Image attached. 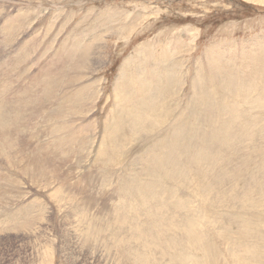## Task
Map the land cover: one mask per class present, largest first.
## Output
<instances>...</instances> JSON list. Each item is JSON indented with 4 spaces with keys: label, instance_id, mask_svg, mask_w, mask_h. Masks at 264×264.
I'll list each match as a JSON object with an SVG mask.
<instances>
[{
    "label": "rangeland",
    "instance_id": "rangeland-1",
    "mask_svg": "<svg viewBox=\"0 0 264 264\" xmlns=\"http://www.w3.org/2000/svg\"><path fill=\"white\" fill-rule=\"evenodd\" d=\"M163 62L160 79L156 73L164 71ZM50 78L58 90L52 97L45 84ZM150 80L159 89H151ZM238 84L247 87L245 98L230 94ZM138 90L169 104L148 103L145 115L151 128L117 139L125 156H99L115 106L145 100ZM41 99L44 106L31 108L34 102L42 104ZM194 103L199 127L207 133L214 175H228L229 184L216 182V201L205 197L210 201L202 202L184 164L190 155L181 154L182 140L172 135L181 119L194 121ZM229 103L243 106L235 111ZM0 108L7 118L0 123L5 128H0L5 133L0 145L9 139L14 144L13 160L0 153V264H174L160 260L158 245L163 238L160 247L171 255L169 239L179 236L168 230L180 221L172 204L181 201L203 213V226L208 222L223 258L237 239L245 245L241 250L256 247L257 240V261L249 264H264V0H0ZM140 109L133 106L129 115ZM56 110L65 111L64 117H48ZM224 114L248 118L235 121L246 130L235 140L227 170L222 162L219 170L218 151L230 141L210 132L237 134L223 122ZM14 115L18 122L11 119ZM65 123L75 131L69 147L60 142L70 129ZM79 136L86 141L80 149L79 143L73 146ZM175 159H182L181 164L173 165ZM171 167L189 181L161 182L157 213L153 199H141L140 192H148L160 174L173 173ZM243 170L247 179L250 171L257 175V185L233 180L231 172L241 176ZM23 211L31 213L25 218ZM225 235L229 244L220 239ZM194 253L190 264H197Z\"/></svg>",
    "mask_w": 264,
    "mask_h": 264
},
{
    "label": "bare ground",
    "instance_id": "bare-ground-1",
    "mask_svg": "<svg viewBox=\"0 0 264 264\" xmlns=\"http://www.w3.org/2000/svg\"><path fill=\"white\" fill-rule=\"evenodd\" d=\"M91 46V45H90ZM81 57V56H80ZM82 58V57H81ZM80 58V59H81ZM220 58H221V61L222 60H224L223 59V57H219L218 59L220 60ZM79 59V57L77 58V60ZM79 59V60H80ZM91 59V58H90ZM78 60V61H79ZM89 60V59H88ZM215 61H217V60H215ZM215 61L212 63L211 61H210V63L213 65V67H215V68H217L216 67V63H215ZM80 63H81V61H79ZM205 62V61H204ZM204 62H203V64H204ZM229 62V61H228ZM227 62V63H228ZM78 63V62H77ZM219 62H217V64H218ZM85 64V63H84ZM202 64V65H203ZM233 64V63H232ZM155 65V64H154ZM167 65V64H166ZM223 65H224V63H223ZM227 65H230V66H228L229 68L232 66L231 64H227ZM74 66H76V65H74ZM74 66H72V68L74 67ZM85 66V65H84ZM87 66V65H86ZM163 66H164V68H163V70L164 71H162L161 73H156V75H158L159 77H160V79H163V77H164V74H165V62H163ZM222 66V65H221ZM151 67V66H150ZM172 67V66H171ZM226 68H227V66H225ZM87 68H89V67H87ZM81 69V68H80ZM219 69V68H218ZM221 69V68H220ZM222 69H225V68H222ZM70 70H72V69H70ZM75 70V69H74ZM74 70H72V71H74ZM85 70V69H84ZM46 71V70H45ZM40 72V71H39ZM46 73V72H45ZM41 74V73H40ZM43 75V74H42ZM172 75V74H171ZM86 76V75H85ZM82 77V76H81ZM170 77V76H169ZM46 78V77H45ZM52 78V77H51ZM51 78H50V80H48L47 81V83L45 82V84H47L48 85V89H47V92L50 94V97H52V95L54 94V91H56L55 89L57 88V86H56V88L54 89V84L56 83L55 82V79H56V77H55V79H53L54 80V82L55 83H53V80H51ZM49 79V78H48ZM57 79H59L58 77H57ZM85 79V78H84ZM160 79H158V80H160ZM40 80V79H39ZM47 80V79H46ZM45 80V81H46ZM72 80H74V79H72ZM124 80V79H123ZM57 81V84H59V85H61V81L60 80H56ZM125 81H126V79H125ZM129 81H131V80H129ZM44 82V81H43ZM39 83V82H38ZM124 83V82H123ZM41 84V83H40ZM127 84H128V82H127ZM44 85V84H43ZM47 85H46V87H47ZM148 85L150 86V88L152 89H159L158 87H153V82H151V80L149 81V83H148ZM148 86V87H149ZM50 87H51V89H50ZM61 90V89H60ZM126 90V89H125ZM52 91H53V94H52ZM58 91V90H57ZM56 91V92H57ZM42 92H44V90L42 91ZM85 92V91H84ZM122 92H124V90L122 91ZM126 92V91H125ZM125 92H124V95H125ZM45 93V92H44ZM58 93V92H57ZM56 93V94H57ZM83 93V92H82ZM138 93L140 94V96H141V98L142 97H144V99L145 100H142V101H140L139 103H131V102H133V101H130V102H121V103H117V105L115 106V111H113L114 113H113V117H114V122H113V124H112V120H111V118L109 119V122H110V120H111V123H108L109 125L107 126V124H105V126H106V128H108L109 127V129H108V133H107V139L106 138H104L105 139V141L106 142H103L104 141V139H103V137H101L102 138V144H103V146H102V149H99V152H98V155L100 156L101 155V157H107V156H109V157H111V156H113L114 155V153H115V155L116 156H120L121 155V157H122V155H124L125 154V150L123 149V147H122V151H121V153H119V151H120V147L119 146H117L116 145V141H117V139L118 138H121L122 137V135L125 133V132H127V133H129V134H131V135H136V136H139L140 134H143V131L144 130H146V129H150L151 128V126H150V124H149V122H148V120H147V116L145 115V112H148V111H146L145 110V107H146V105L148 104V103H154V105L156 106V107H164V106H166L167 104H169L168 102L167 103H162V101L164 100H162V101H160V102H157V99H158V97H157V95L155 94V93H153V92H151V93H149V98L147 97V96H145V95H143L139 90H138ZM60 94V93H59ZM58 94V95H59ZM127 94V93H126ZM134 93H131V95L130 96H128V98L129 97H131L132 95H133ZM230 94L231 95H233V96H236V97H238L239 96V98H245L246 96H247V94H248V89H247V87H245L244 85H242V84H238L235 88H233V89H231V91H230ZM57 95V96H58ZM85 95H87L86 93H85ZM85 95H83V96H85ZM121 95H122V93H121ZM128 95V94H127ZM151 95V96H150ZM49 97V98H50ZM63 97V96H62ZM124 97V96H123ZM122 97V98H123ZM165 98L167 97L166 96V94H165V96H164ZM163 97V98H164ZM36 98H37V96H36ZM43 98V97H42ZM57 98V97H56ZM127 98V97H126ZM137 98V97H136ZM168 98L170 99V95L168 96ZM51 99V98H50ZM95 99V98H94ZM125 98H123V100H124ZM134 99H135V96H134ZM28 100V99H27ZM42 100V104H40V105H38L37 107H36V103L34 102L32 105H33V107L31 106V108H34V110H36L37 111V108H39V107H41V105L42 106H44V104H45V101H44V99H41ZM68 100V99H67ZM126 100V99H125ZM47 101V100H46ZM56 101V100H55ZM65 101V100H64ZM44 102V103H43ZM52 102V101H51ZM74 102V101H73ZM28 103V102H27ZM31 103V102H30ZM66 103V102H65ZM76 103H78V102H76ZM16 104H18V103H16ZM29 104V103H28ZM48 104V103H47ZM56 105H57V103H55ZM54 104V105H55ZM196 104L197 103H194L193 104V109H191V113H190V115H192L193 116V119H194V121H192V120H189V119H185V120H180L179 122H178V126H177V128L176 129H174V132L172 133V135L173 136H175V137H178V138H180L182 141L180 142V144H179V150H180V152H181V154H184V153H189V155H190V159H185L184 160V164H185V166H186V168H187V170H190V171H192V173H193V180L194 181H196L195 183H196V189H197V191L201 194V197H203V200H202V202L205 200V201H210L209 199H207V198H205V197H212L211 199H213V197H215L216 196V194H214V192H217V189H214V187H216L217 186V183L216 182H222L223 180H224V182H226V183H228L229 184V180L227 179V176H225L224 174H222V172L220 171L217 175H214V168L211 166V164H212V161H211V159H209V156H210V147H209V145H208V141H207V133L203 130V129H201L200 127H199V124H198V122H197V119H196ZM3 106L5 105V103L4 104H2ZM53 105V106H54ZM61 105V104H60ZM13 106V105H12ZM19 106H20V103H19ZM26 106H29V105H26ZM47 106V105H46ZM120 108H119V107ZM133 106L134 107H138V108H140L141 107V109L140 110H136V112L135 113H132V115L130 116L129 115V109H131V108H133ZM229 106H230V108L231 109H233V110H235V106H237V108L239 107H242L243 106V103H229ZM55 107V106H54ZM28 108V107H27ZM76 108H80V105L79 104H77V106H76ZM162 108H161V110H162ZM1 109V108H0ZM58 109V108H57ZM66 109V108H65ZM77 109V110H78ZM91 109V108H90ZM73 110V109H72ZM238 110V109H237ZM237 110H235V111H237ZM5 111V110H4ZM18 112V111H17ZM32 112V111H31ZM30 112V113H31ZM34 112V111H33ZM80 111L78 110V113H79ZM16 113V112H15ZM65 113V111H60V110H56V113H53L52 115H48V117H50L51 119H57L58 117H60V116H63V115H65L64 114ZM77 113V112H76ZM37 114V113H36ZM74 114H75V112H74ZM112 114V113H111ZM13 115V114H12ZM19 116H20V114H19ZM18 115H14V116H12L11 117V119L12 120H15V121H19V119H20V117H19ZM22 116V115H21ZM29 116V115H28ZM35 116V115H34ZM71 116V115H70ZM69 116V117H70ZM64 117V116H63ZM111 117H112V115H111ZM222 118H223V122L225 123V125H227L228 123H229V127H230V129H232V130H235L236 131V135H234L233 133H230V132H226V131H224V130H218V131H212V132H210L212 135H222V136H224V137H226L227 139H228V141H230V142H227V141H224L223 143H222V145H221V147H220V149H219V151H218V160H217V162H216V164H217V167H218V169H219V166H220V164H221V162H222V166H223V170H227V168H228V165H230V163L228 164L227 162L230 160V153H231V151H232V147L235 145V140H236V143H237V141H239L240 139H242L243 137L241 136V135H244V131H243V129L244 130H246L245 129V127L243 128V129H239L238 127H237V125H236V122L235 121H240L241 122V120L244 118H248L247 117V115H245V116H243L242 117V119L240 118V117H235V116H232V115H230V114H224L223 116H222ZM250 118V117H249ZM7 118H6V115L4 114V113H2V112H0V123H5V120H6ZM33 119H34V117H33ZM49 119V118H48ZM177 119H179V118H177ZM11 120V121H12ZM43 120V119H42ZM45 120H47V118L45 119ZM10 121V122H11ZM15 121H14V124H15ZM22 121V120H21ZM50 121V120H49ZM9 122V121H8ZM23 122V121H22ZM63 123H64V121H62ZM158 122H159V119H158V114H157V124H158ZM55 123H56V121H55ZM61 122H59L58 124H60ZM62 123V125H64ZM74 123V122H73ZM250 123V122H249ZM18 124V123H17ZM54 124V123H53ZM68 127L67 128H70V129H68V130H66V131H63V138H62V141H60V142H66L67 141V143L66 144H64L65 146H68V144H69V136H74V133H75V131H74V128H71V127H69V125H72V124H69L68 125V123H65ZM16 125V124H15ZM189 125H192V127H190ZM250 125V124H249ZM86 126H88V125H86ZM174 126V125H173ZM24 127V126H23ZM58 127H60L59 125H58ZM82 127V126H81ZM88 127H90V126H88ZM249 127V126H248ZM0 128L3 130V129H5L4 128V124H2V125H0ZM8 128H10L9 127V123H8ZM12 128H14V127H12ZM20 128V127H19ZM54 128V127H53ZM80 128V127H79ZM83 128V127H82ZM87 128V127H86ZM0 129V130H1ZM7 129V128H6ZM16 129H17V127H16ZM58 128H56L55 127V130H56V133H58L59 131L57 130ZM60 129H62V127H60ZM64 129V128H63ZM62 129V130H63ZM66 129V128H65ZM64 129V130H65ZM89 129V128H88ZM92 129V128H91ZM94 129V128H93ZM249 129H250V127H249ZM10 131V129H7V131ZM90 130V129H89ZM248 130V129H247ZM251 130V129H250ZM13 131V130H12ZM21 131V130H20ZM58 131V132H57ZM79 131V130H78ZM249 131V130H248ZM256 131V134H257V130H255ZM4 132V131H3ZM22 132V131H21ZM52 132V131H51ZM54 132V131H53ZM150 132V131H149ZM60 133H61V131H60ZM87 133V132H86ZM88 133H89V131H88ZM90 133H92L91 131H90ZM146 133H148V132H146ZM3 134H5V133H2V132H0V139H2L4 136H3ZM6 134H7V132H6ZM9 134H10V132H9ZM53 134H55V133H53ZM59 134V133H58ZM61 134V135H62ZM8 135V134H7ZM16 135H18V134H16ZM52 135V134H51ZM60 135V136H61ZM56 136H58L57 134H56ZM49 137H50V135H49ZM52 137V136H51ZM50 137V138H51ZM53 137H54V135H53ZM87 137H90V136H87ZM80 138V139H79ZM79 138H78V140L77 141H75L74 143H73V146H75L74 144H77V143H79V149H80V147H81V145H83L84 146V143L86 142L85 140H84V136H79ZM86 138V137H85ZM94 138V137H93ZM92 138V139H93ZM99 138V137H98ZM100 138V139H101ZM256 138V137H255ZM254 138V139H255ZM87 139V138H86ZM89 139V138H88ZM95 139V138H94ZM10 140V139H9ZM9 140H7V141H5V144H2V145H0V153L1 154H3V155H1V156H3V157H6V158H8L9 160H13L14 158L12 157V153H11V150L14 148V144H9ZM107 140H109V141H107ZM257 139H255L253 142L255 143V142H257L256 141ZM11 141V140H10ZM18 142V141H17ZM91 142V141H90ZM89 142V143H90ZM123 142V141H122ZM121 142V143H122ZM15 143V142H14ZM242 144H243V142H241ZM88 144V143H87ZM86 144V145H87ZM124 144V143H123ZM129 144V143H128ZM241 145V144H240ZM256 145H257V143H256ZM62 146H63V143H62ZM61 146V147H62ZM72 146V147H73ZM76 146H78V145H76ZM128 146V145H127ZM236 146V145H235ZM242 146V145H241ZM69 147V146H68ZM238 147V146H237ZM237 147L235 148V149H237ZM84 148V147H83ZM82 148V149H83ZM233 148V149H234ZM60 149V148H59ZM73 149V148H72ZM75 150V149H74ZM76 150H77V148H76ZM84 150V149H83ZM89 150V149H88ZM87 150V151H88ZM69 151V150H68ZM256 151V150H255ZM75 152V151H74ZM81 152V151H80ZM116 152L117 153H119L118 155L116 154ZM4 153L6 154V156H4ZM255 153V152H254ZM70 154H73V153H70ZM82 154V153H81ZM233 154V153H232ZM88 155V154H87ZM97 155V154H96ZM107 155V156H106ZM99 156H97V158L99 157ZM125 156V155H124ZM238 156V155H237ZM2 157V158H3ZM79 157V156H78ZM83 157V156H82ZM160 157H162V154L161 155H158V156H156L155 158H154V161H156L158 158H160ZM234 157V156H233ZM232 157V159H235V158H233ZM102 158V159H103ZM118 158V157H117ZM126 158V157H125ZM239 158V157H238ZM69 159V158H68ZM102 159H100V160H102ZM115 159V158H114ZM236 159H237V157H236ZM88 160V159H87ZM99 159H97V161H98ZM99 160V161H100ZM110 160V159H109ZM243 160V159H242ZM250 160H252V159H250ZM69 162H70V160H68ZM84 161V160H83ZM112 163V165H113V160H110ZM110 161H109V164H110ZM122 161H123V159H122ZM126 161H127V159H126ZM126 161H123V163L124 162H126ZM234 161V160H233ZM103 162V161H102ZM121 162V161H120ZM181 162H182V159H175V160H173V165H179V164H181ZM232 162V161H231ZM97 163V162H96ZM104 163V162H103ZM115 164H117V162H116V160H115V162H114ZM235 163H236V161H235ZM235 163H232V164H234L235 165ZM67 164V163H66ZM98 164V163H97ZM126 164V163H125ZM231 164V165H232ZM108 165V164H107ZM112 165H110V167H112ZM118 165V164H117ZM233 165V166H234ZM103 167H104V165H103ZM109 167V166H108ZM232 167V166H231ZM42 168V167H41ZM106 168V167H105ZM109 169V168H108ZM112 169V168H111ZM123 169V168H122ZM171 170H173L174 172L173 173H171V174H167L166 172H164L163 174H160V176H159V181H154V183H150V185H151V188L148 190V192H145V191H143V192H140V197H141V199H143L144 198V196H147V199L148 198H152L153 199V202H152V204H153V206L156 208V212L158 213V211H159V200L157 199V197H155V195H157L158 193H159V189H160V183L161 182H163V181H169L171 184H175V183H177V182H179V181H185V182H188L189 181V179L186 177V176H182V175H180L178 172H176L175 171V169L173 168V167H171L170 168ZM27 170V169H26ZM113 170V169H112ZM111 170V171H112ZM220 170V169H219ZM237 171V170H236ZM236 171H233V172H231V174L233 175L232 177H233V180L235 179V180H238V179H245V182H236V183H241V184H244V183H246V185L248 186H254L255 185V183H256V185H257V175L254 173V174H252L253 176H251V172H253V171H250L249 172V176H250V178L249 179H247V177L244 175L245 174V172H244V170H243V174L241 175V176H239L237 173L235 174V172ZM241 170H239V172H240ZM242 172V171H241ZM107 173V172H106ZM248 176V175H247ZM135 190V187H133V188H131L130 189V191L132 192V191H134ZM205 198V199H204ZM215 198H217V197H215ZM218 199V198H217ZM214 201H216V199H213ZM148 201V200H147ZM212 202V201H211ZM210 202V203H211ZM229 201H227V202H225V205L226 206H228L229 205ZM225 205H224V207H225ZM172 207H173V209H172V213H173V215H175V214H179V216H180V221H176V223H177V225H178V227H174V226H172V225H170V228H169V230L168 231H171V232H173V236H174V233L175 232H177V235L179 236L178 237V240L177 241H175L173 238H170L169 239V248L167 249V252L169 253V254H171L170 256H167V255H164L165 253H166V249H164V248H162V247H160V244H163V242H164V239L163 238H160V244L158 245V241H159V238L158 237H156L155 238V242H156V244L159 246L158 247V250H162V257L160 258V260L162 259L164 262H168V261H170V262H173L174 264H190V263H192L193 262V260H192V258H193V256L191 255V253H193V252H196V253H194V255H196L197 256V254L199 255V256H197V264H223V262H225V263H229V264H249V263H253V262H255V261H257V240H256V242H254L255 243V245H256V247H248V248H246L245 247V250H241L242 248H244V244H243V242L240 240V239H237L236 241H234L233 242V244L231 245V248L229 249V251H228V257L230 258V260H229V258L228 257H226L225 255V257L226 258H223V256L221 255V253L220 254H218V252L219 251H221V250H219V243H215L214 242V240H213V238H211V236H210V229H209V225H208V222H206L205 223V225L203 226V223H204V221L206 220V218H204V217H202L203 216V213H201V216L199 215V212L198 211H196V209H194V210H192V209H190V208H188V206L185 204V202L183 203L182 201L181 202H177V203H173L172 204ZM183 209V210H182ZM21 210V209H20ZM200 211V210H199ZM202 211V210H201ZM200 211V212H201ZM30 213H31V211H23L22 212V214L23 215H25V218L28 216V215H30ZM211 214V213H210ZM153 218H158L159 220H161V221H163L161 218L162 217H153ZM164 219H165V217H163ZM166 221V220H165ZM54 223V222H53ZM215 223V222H214ZM163 225L164 224H166V222H163L162 223ZM214 225V224H213ZM220 226H223V224H220L219 225V227ZM164 228H166V225H164L163 226ZM172 227L174 228V229H172ZM217 228V227H216ZM166 229H168V228H166ZM168 234H170L169 232H168ZM252 235H254V236H256L257 237V232H252L251 233ZM170 235H172V234H170ZM227 237H229V236H223V237H221L220 239L221 240H223L226 244H229V242H230V238H227ZM251 238H253V236L252 237H250V239ZM157 239V240H156ZM38 240V239H37ZM251 240H253V239H251ZM66 241V240H65ZM220 243H223L222 241H220ZM79 246V245H78ZM225 246V245H224ZM61 248V247H60ZM80 248V247H79ZM182 248H187V250L186 251H184ZM171 249H174L175 250V252H173ZM160 250V251H161ZM197 250H200V252L198 251V253H197ZM201 250L202 251H204V253H206V255L204 256V257H202V255H203V253H201ZM246 251V255L245 254H239L238 252H235V251ZM173 253V254H172ZM202 254V255H201ZM155 260H158V259H155ZM159 260V261H160ZM159 261H157V262H159ZM163 261H160V262H163ZM163 262V263H164Z\"/></svg>",
    "mask_w": 264,
    "mask_h": 264
}]
</instances>
